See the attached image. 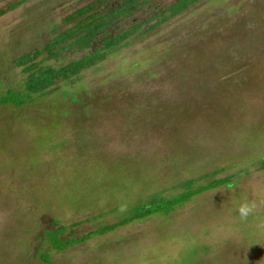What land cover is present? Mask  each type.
I'll return each mask as SVG.
<instances>
[{
	"label": "rangeland",
	"instance_id": "obj_1",
	"mask_svg": "<svg viewBox=\"0 0 264 264\" xmlns=\"http://www.w3.org/2000/svg\"><path fill=\"white\" fill-rule=\"evenodd\" d=\"M19 1L0 17V264H264V0H202L148 30L177 1L154 0L109 28L147 22L129 47L18 107L1 103L24 89L15 59L98 0L0 8ZM205 175L228 182L37 256L53 220L79 237Z\"/></svg>",
	"mask_w": 264,
	"mask_h": 264
},
{
	"label": "trees",
	"instance_id": "obj_2",
	"mask_svg": "<svg viewBox=\"0 0 264 264\" xmlns=\"http://www.w3.org/2000/svg\"><path fill=\"white\" fill-rule=\"evenodd\" d=\"M110 1L112 0H98L79 7L64 18V23L70 25L68 28L62 31L58 27L54 28L53 37L43 47L34 48L15 59L14 64L17 67H22L23 72L27 75L24 89L14 92L13 89L9 88L1 103H10L18 107L24 106L32 101L33 96L46 93L57 81L78 77L87 69L108 59L110 55L129 47L139 32L143 30L144 25L148 24L147 22H130L126 28L115 35L109 31V28L121 19L130 18L134 12L154 0H119L116 3H109ZM200 1L202 0H177L151 20L152 23L148 30L179 16ZM20 3L21 1L10 5L8 8H0V17L10 9L18 7ZM95 44L98 46L96 49ZM73 49H90L91 51L62 66L48 63L52 60L60 61L65 52ZM261 168H264V163ZM207 177L205 175L187 179L180 184L184 191L178 195L165 197L156 194L151 198L149 204L141 206L138 211L125 216L121 221L102 225L79 237H74V232L68 233L67 225H62L59 220H53L51 229L44 232L43 247L37 256L43 262L51 263L55 252H64L96 235L114 231L118 227L137 219H143L157 213L170 214L198 194L221 187L228 182V177L225 176L210 179L204 184L201 183ZM82 223L80 221L75 222L71 228L81 226ZM46 246H49L47 250L45 249Z\"/></svg>",
	"mask_w": 264,
	"mask_h": 264
},
{
	"label": "clouds",
	"instance_id": "obj_3",
	"mask_svg": "<svg viewBox=\"0 0 264 264\" xmlns=\"http://www.w3.org/2000/svg\"><path fill=\"white\" fill-rule=\"evenodd\" d=\"M242 211H243V209H242Z\"/></svg>",
	"mask_w": 264,
	"mask_h": 264
}]
</instances>
